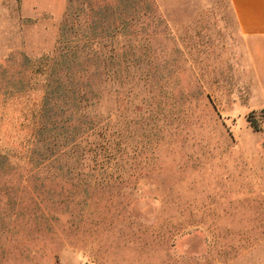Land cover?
<instances>
[{
    "label": "rangeland",
    "instance_id": "obj_1",
    "mask_svg": "<svg viewBox=\"0 0 264 264\" xmlns=\"http://www.w3.org/2000/svg\"><path fill=\"white\" fill-rule=\"evenodd\" d=\"M137 1L0 0V264H264V96L230 9ZM67 12L70 42L109 24L117 79L63 76Z\"/></svg>",
    "mask_w": 264,
    "mask_h": 264
},
{
    "label": "trees",
    "instance_id": "obj_2",
    "mask_svg": "<svg viewBox=\"0 0 264 264\" xmlns=\"http://www.w3.org/2000/svg\"><path fill=\"white\" fill-rule=\"evenodd\" d=\"M72 1L73 0H71V2ZM116 3L117 5L115 4V6H117V8H121L126 13L130 11L129 9H133L135 3L139 2H136V0H116ZM115 6L111 8H115ZM77 8L79 7H76L75 10H78ZM84 8H89L88 3L85 2ZM145 9H149L147 5H145ZM133 14H136V12H133ZM105 21L106 20L104 18L96 22L92 20L90 21V23L88 20H82V23L85 22V24H87L86 29L88 32L85 41L81 43L77 38H75V41L70 42L66 36L68 32V28L66 29V24L70 23L71 29L72 27L77 28L78 19L76 20L75 14L73 12H67V15L65 16L64 25L61 28L62 30L60 33V45L57 47V59L59 60L61 65H64L63 76L73 79L72 81L75 82L76 85H78V82H80L79 80L84 78L85 75H90V77L95 78L97 81H100V83L106 80H115L118 77L120 71L119 68L111 67V65L116 62L115 56L113 54H110V52L109 54H107L106 52L101 51L105 49L106 45L104 43H106V41H109L110 45H112V42L115 39L114 32H109L110 26H108L109 24L106 25L104 23ZM97 29L101 31V34L103 32L109 33L96 36L95 32L97 31ZM91 58L94 59L91 60ZM99 59L100 61H98ZM91 61H93L92 64ZM118 63L119 61L117 62V65ZM90 66L93 68L89 69ZM92 80L93 79H91V81L89 82H86L84 85L87 88V91L90 90L91 87L94 88L91 84ZM92 88L91 91H88V93L91 95V98H95L96 100L98 90H95V92ZM83 91L84 90L80 86L74 91V93L76 92L80 101L82 100L80 99V97L84 96L86 90L84 92ZM260 114L261 117H264L263 111H261ZM246 120L252 129H254L255 131L261 130V127H259V122L262 123L263 121L255 119L253 113H249L246 117Z\"/></svg>",
    "mask_w": 264,
    "mask_h": 264
},
{
    "label": "crops",
    "instance_id": "obj_3",
    "mask_svg": "<svg viewBox=\"0 0 264 264\" xmlns=\"http://www.w3.org/2000/svg\"><path fill=\"white\" fill-rule=\"evenodd\" d=\"M225 1L247 51L254 79L264 96V0Z\"/></svg>",
    "mask_w": 264,
    "mask_h": 264
}]
</instances>
